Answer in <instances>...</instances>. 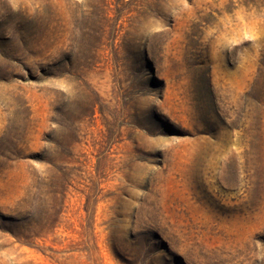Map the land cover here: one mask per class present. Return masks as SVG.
<instances>
[{"label": "rangeland", "instance_id": "1", "mask_svg": "<svg viewBox=\"0 0 264 264\" xmlns=\"http://www.w3.org/2000/svg\"><path fill=\"white\" fill-rule=\"evenodd\" d=\"M0 264H264V0H0Z\"/></svg>", "mask_w": 264, "mask_h": 264}, {"label": "trees", "instance_id": "2", "mask_svg": "<svg viewBox=\"0 0 264 264\" xmlns=\"http://www.w3.org/2000/svg\"><path fill=\"white\" fill-rule=\"evenodd\" d=\"M77 133V128L71 127L69 131L70 141L67 142L69 152L66 157L68 158H46V150H44L43 153L40 152L36 154L35 159L37 161H45L51 168V173L46 176V179L48 180L47 183L50 187L48 193L51 203L49 208L43 213L42 217H40L38 214H35L36 216H32L33 219L31 224L34 225L33 229H28V227H25L24 219L22 218L10 219L14 224V228L8 230V233L13 238L14 243L37 247L39 241L45 238V234L54 233L55 230L60 226L61 218L65 208L64 200L67 190L71 187L75 188L76 182L78 181L77 179L81 178L78 172H71L74 169L81 173L79 166H73L71 164L73 162L66 160L72 159L73 157L75 145L78 143ZM61 161H63V163H61ZM33 179L35 182L33 189H40L38 186V181L40 182L41 177L38 174H34ZM85 198V211L87 214H89L88 204L90 197L85 194ZM73 250L77 251L76 249ZM80 251L85 250L80 249Z\"/></svg>", "mask_w": 264, "mask_h": 264}]
</instances>
